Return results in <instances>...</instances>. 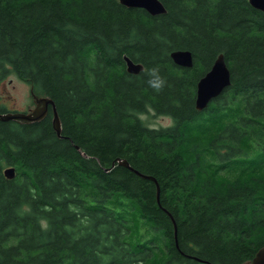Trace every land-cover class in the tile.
<instances>
[{
    "label": "trees",
    "instance_id": "16d2710c",
    "mask_svg": "<svg viewBox=\"0 0 264 264\" xmlns=\"http://www.w3.org/2000/svg\"><path fill=\"white\" fill-rule=\"evenodd\" d=\"M161 1L152 15L0 0V81L50 96L62 122L59 136L51 105L39 122L0 119V264H242L264 247V12ZM179 49L193 66L174 62ZM221 53L231 84L198 110ZM150 108L173 123L146 124Z\"/></svg>",
    "mask_w": 264,
    "mask_h": 264
},
{
    "label": "water",
    "instance_id": "95a60500",
    "mask_svg": "<svg viewBox=\"0 0 264 264\" xmlns=\"http://www.w3.org/2000/svg\"><path fill=\"white\" fill-rule=\"evenodd\" d=\"M120 2L128 7L144 8L152 15L162 14L167 11L161 0H120ZM250 4L264 12V0H249ZM171 57L175 63L191 67L193 66V54L190 50L179 49L171 52ZM127 70L130 73L138 74L144 69L141 62H135L130 57L125 56ZM231 84V70L226 62L223 53L219 54L211 68L199 79L197 83L196 108L198 110L205 109L209 103L219 96ZM35 105L26 112L8 111L0 114L1 120H15L20 123H35L43 120L48 112L49 106L53 108V125L59 136L62 133V122L54 100L47 95H34ZM79 149V147L77 146ZM123 164L129 166L128 162L122 161ZM6 177H15L16 170L10 166L4 170ZM176 232V227H175ZM242 264H264V247H262L254 256Z\"/></svg>",
    "mask_w": 264,
    "mask_h": 264
},
{
    "label": "rangeland",
    "instance_id": "374dc122",
    "mask_svg": "<svg viewBox=\"0 0 264 264\" xmlns=\"http://www.w3.org/2000/svg\"><path fill=\"white\" fill-rule=\"evenodd\" d=\"M31 86L20 79L15 73H10L0 81V105L6 106L11 111L26 112L35 105L31 94ZM144 122L153 127L168 126L173 119L167 115H159L153 109L141 114Z\"/></svg>",
    "mask_w": 264,
    "mask_h": 264
},
{
    "label": "flooded vegetation",
    "instance_id": "af4514ba",
    "mask_svg": "<svg viewBox=\"0 0 264 264\" xmlns=\"http://www.w3.org/2000/svg\"><path fill=\"white\" fill-rule=\"evenodd\" d=\"M182 264H187V263H182Z\"/></svg>",
    "mask_w": 264,
    "mask_h": 264
}]
</instances>
